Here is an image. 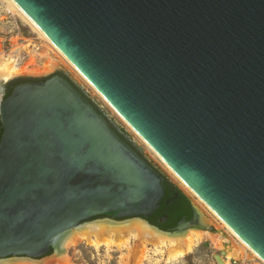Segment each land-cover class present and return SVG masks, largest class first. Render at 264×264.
Returning a JSON list of instances; mask_svg holds the SVG:
<instances>
[{"label": "water", "instance_id": "obj_1", "mask_svg": "<svg viewBox=\"0 0 264 264\" xmlns=\"http://www.w3.org/2000/svg\"><path fill=\"white\" fill-rule=\"evenodd\" d=\"M11 1L264 262V0ZM0 130V261L39 262L93 218L159 209L161 174L63 76L15 86ZM191 205V220L151 227L205 229Z\"/></svg>", "mask_w": 264, "mask_h": 264}, {"label": "rangeland", "instance_id": "obj_2", "mask_svg": "<svg viewBox=\"0 0 264 264\" xmlns=\"http://www.w3.org/2000/svg\"><path fill=\"white\" fill-rule=\"evenodd\" d=\"M34 47L40 50L37 51ZM44 52H47L49 57L55 55L48 49L45 40L39 35L33 26L20 14L15 12L7 0H0V64L14 61L17 66L28 67L30 65V69L28 68V70L34 69L36 73L42 72L47 64V57H43ZM75 71L76 69L73 70L68 64L63 62L55 71L47 75H33L28 72L24 75L21 74L12 80H41L53 76L58 72L66 74L68 80L85 92L88 99L92 100L97 107L102 108L103 112L113 120L115 125L125 133L137 148H139L142 157L169 183L174 185L189 199L191 204H193L199 212L202 218V224L205 225V229L202 230L213 235L222 234L225 238H228L227 231L229 230H227V227L222 228L223 224L216 219V217H214L210 211L202 205V203L196 200L192 194L184 189L183 185L175 179L169 171H167L166 166L156 157V155H154V153H152V151H150V149H148V147H146L138 137L132 133L126 124H124L115 113H113L92 87H90V85H88V83L77 74L78 72L76 73ZM9 84V82L6 83L4 88ZM1 98L4 99L2 93ZM219 228L220 230H218ZM187 233L188 231L183 232V237L181 236V238L178 239V242L183 243ZM228 233L233 237L230 232ZM220 252L222 251L215 248L207 239H204L192 246L191 249L182 256H176L172 259L168 258L166 251L156 252L154 249H150L140 264H216L213 256ZM64 255L67 260L66 264H136L133 259L128 257L127 251L125 250H106L104 248L94 250L84 243L75 245L67 250L65 249ZM248 255V259H244L242 262L240 260L241 264H263L250 253ZM224 259V264H227L228 260L225 256ZM17 260L20 259L10 258L5 261H0V264ZM56 261L58 262V255L55 256L50 252L41 263L56 264Z\"/></svg>", "mask_w": 264, "mask_h": 264}, {"label": "bare ground", "instance_id": "obj_3", "mask_svg": "<svg viewBox=\"0 0 264 264\" xmlns=\"http://www.w3.org/2000/svg\"><path fill=\"white\" fill-rule=\"evenodd\" d=\"M11 8L20 14L33 28L39 33V35L45 40L48 49L55 54L54 56H48L47 52H44L43 57H47V64L44 71L36 73L34 69L28 70V67L17 66L14 61L8 63L4 62L0 64V85L8 83L13 78L30 73L33 75H47L55 71L63 62L68 64L73 70L75 68L65 59V57L50 43V41L41 33V31L26 17V15L11 1L7 0ZM37 51L40 49L34 47ZM40 55V54H39ZM30 69V68H29ZM28 70V71H26ZM77 73V71H75ZM80 75L79 73H77ZM82 77V75H80ZM82 79H84L82 77ZM84 81H86L84 79ZM87 83V81H86ZM89 85V84H88ZM91 87V86H90ZM1 91H0V101ZM155 155V154H154ZM157 157V156H156ZM158 158V157H157ZM159 159V158H158ZM160 160V159H159ZM161 161V160H160ZM162 162V161H161ZM163 163V162H162ZM164 164V163H163ZM167 171L175 177L190 194H192L196 200L198 199L188 187H186L168 168ZM202 205H204L202 203ZM204 207H206L204 205ZM206 209H208L206 207ZM208 211H210L208 209ZM210 213L216 217L211 211ZM201 218V217H200ZM202 219V218H201ZM217 219V217H216ZM205 223V222H204ZM208 223V222H207ZM211 223V222H210ZM218 226V225H217ZM221 228V227H220ZM220 228L218 230H220ZM222 228H226L222 225ZM227 230H229L227 228ZM188 233L183 243L178 242V239L183 235L182 233L175 234H163L148 226L146 223L140 220H130L123 223H110V222H93L87 223L78 229L69 232L61 242V252L58 255V262L56 264H66V256L64 255L65 249L74 247L75 245L84 243L94 250L104 248L106 250H125L128 257L133 259L136 264H140L146 257V253L150 249H154L156 252L166 251L168 258L172 259L176 256H182L188 252L192 246L196 243L207 239L215 248L221 250L227 260L235 259L241 260L248 259L249 253L253 257L259 259L240 239H238L230 230L227 231L228 238H225L222 234L213 235L209 232H204L196 229L187 230ZM190 231V232H189ZM230 232L233 237L228 233ZM217 233V232H216ZM221 233V232H220ZM224 233V232H223ZM183 237V236H182ZM128 259V258H127ZM261 261V259H259ZM263 264L264 262L261 261ZM2 264H42L40 262L30 261L27 259H20L14 262H4ZM47 264V263H45ZM133 264V263H132Z\"/></svg>", "mask_w": 264, "mask_h": 264}, {"label": "trees", "instance_id": "obj_4", "mask_svg": "<svg viewBox=\"0 0 264 264\" xmlns=\"http://www.w3.org/2000/svg\"><path fill=\"white\" fill-rule=\"evenodd\" d=\"M68 82L71 84L70 81H68ZM74 88L77 90L76 87H74ZM10 94H11V91H8L4 98L8 97ZM83 97L95 109V106H93V104L90 102V100L87 99L85 96H83ZM104 119L108 124L107 119L106 118H104ZM0 135H1V131H0ZM118 136L125 142V140L120 135H118ZM125 143L127 145H129L127 142H125ZM141 158H143V157H141ZM174 195H176L177 198H175L169 204H166L167 200ZM163 215H165V220H164V222H161V221H159V219H161L163 217ZM192 217H193V209H192V205H191V202L189 201V199L186 196H184L176 187L171 186V185H166L165 195H164L162 201L160 202L159 209L149 218V224H151L152 226H155L156 228H158L162 232H167L170 229L176 227L177 224L181 220L189 221L192 219Z\"/></svg>", "mask_w": 264, "mask_h": 264}, {"label": "flooded vegetation", "instance_id": "obj_5", "mask_svg": "<svg viewBox=\"0 0 264 264\" xmlns=\"http://www.w3.org/2000/svg\"><path fill=\"white\" fill-rule=\"evenodd\" d=\"M55 75H60V76H63L65 79H67L68 80V78L63 74V73H61V72H58L57 74H55ZM45 79H47V78H45ZM45 79H41V80H45ZM26 81H30V80H27V79H18V80H15V81H13V82H11L6 88H4V91H3V97H5L6 96V93L8 92V91H12V89L15 87V86H17L18 84H21V83H23V82H26ZM69 81V80H68ZM71 84L74 86V87H76L72 82H71ZM77 88V90L83 95V96H85L87 99H88V97H87V95L81 90V89H79L78 87H76ZM90 102L93 104V106H95V109H96V111L101 115V116H103L104 118H106L107 119V121H108V124H109V126H110V128L116 133V134H118V135H120L124 140H125V142H127L129 145V147L130 148H132V150L136 153V154H138L139 156H141L142 157V154H141V151L139 150V148H137L136 146H135V144L125 135V133L124 132H122L111 120H109L107 117H106V115H105V113L103 112V111H101V109L100 108H98L97 107V105L93 102V101H91L90 100ZM1 131V130H0ZM157 171V170H156ZM158 172V171H157ZM160 174V173H159ZM162 176V175H161ZM163 177V176H162ZM163 179H164V181H163V185H164V187H166V185H171V186H174V185H172L171 183H169L164 177H163ZM175 187V186H174ZM151 217V216H150ZM149 217V218H150ZM149 218H136L137 220H140V221H142V222H144V223H146L148 226L150 225V227L152 226L151 224H149ZM131 220H135V219H131ZM164 220H165V215H163V217L161 218V219H159V221H161V222H164ZM127 221H130V220H115V219H112V218H108V217H104V216H101V217H96V218H93L92 220H90L88 223H93V222H110V223H123V222H127ZM152 227H154L155 228V226H152ZM151 227V228H152Z\"/></svg>", "mask_w": 264, "mask_h": 264}, {"label": "built area", "instance_id": "obj_6", "mask_svg": "<svg viewBox=\"0 0 264 264\" xmlns=\"http://www.w3.org/2000/svg\"><path fill=\"white\" fill-rule=\"evenodd\" d=\"M222 259L225 260L224 257ZM241 262H240V260L230 259V260H228L227 264H241Z\"/></svg>", "mask_w": 264, "mask_h": 264}]
</instances>
